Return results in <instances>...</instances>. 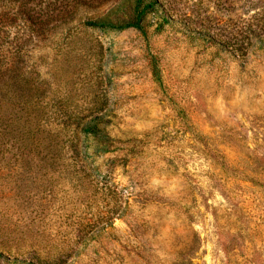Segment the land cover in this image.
I'll return each mask as SVG.
<instances>
[{
	"label": "rangeland",
	"instance_id": "rangeland-1",
	"mask_svg": "<svg viewBox=\"0 0 264 264\" xmlns=\"http://www.w3.org/2000/svg\"><path fill=\"white\" fill-rule=\"evenodd\" d=\"M154 1L0 0V264H264V0Z\"/></svg>",
	"mask_w": 264,
	"mask_h": 264
},
{
	"label": "trees",
	"instance_id": "trees-1",
	"mask_svg": "<svg viewBox=\"0 0 264 264\" xmlns=\"http://www.w3.org/2000/svg\"><path fill=\"white\" fill-rule=\"evenodd\" d=\"M158 3L154 0H133V15L127 19L112 20L109 15L97 18L95 20H87L91 26L107 30H124L127 28H134L141 32H144L145 20L147 15L151 14L157 21L156 28L159 30L165 25L169 24L170 19L164 15H158L156 9ZM44 24V22H42ZM19 73H14L10 68H5L0 71V96L6 98L9 96L10 91L13 87L15 88L16 94L19 97L25 95L24 91L19 88V84L16 81L19 80ZM14 91V92H15ZM0 112V140H10L18 137H25L31 133L33 123L23 122L18 124L11 118H4ZM107 113H101L94 115L91 113L88 119L84 118L78 125L80 130L85 136H91L95 138L102 137L104 125L108 121ZM27 123V124H26ZM28 139V137H27Z\"/></svg>",
	"mask_w": 264,
	"mask_h": 264
}]
</instances>
